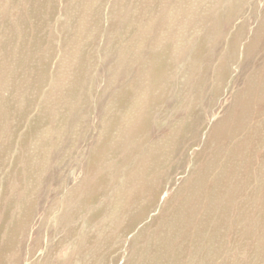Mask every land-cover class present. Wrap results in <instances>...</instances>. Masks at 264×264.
I'll return each mask as SVG.
<instances>
[{"label": "rangeland", "instance_id": "obj_1", "mask_svg": "<svg viewBox=\"0 0 264 264\" xmlns=\"http://www.w3.org/2000/svg\"><path fill=\"white\" fill-rule=\"evenodd\" d=\"M146 1L155 5L153 9ZM172 1L54 0L55 14L51 20L45 18L43 39L35 54L43 69L38 77L15 67L16 53L28 51L29 44H13L7 35L6 52L14 55L0 61V264H153L163 258L156 252L163 241L161 245L178 246L180 237L170 241L166 233L179 223L183 210L192 211H188L192 218L204 209L197 201L203 190L201 178L222 171V167L223 171L242 167V178L233 172L235 179L232 175L228 178L232 179L225 191L232 207L231 219L238 218L243 204L247 212L242 211V216L252 214L263 221L264 181L262 184L260 179L264 177L259 175L264 176V0ZM5 2L0 0L1 28L19 36L22 29L13 24L23 15L10 0L2 8ZM146 11H156L157 15ZM249 156L253 160L249 161ZM236 157L245 159L236 160V164ZM261 167L262 171H256ZM242 192L248 194H244L245 199H252L243 201ZM229 197L232 201L236 198L233 203L239 204L238 210L233 209L236 205ZM254 199L260 203L250 204ZM188 224L184 228L193 229L190 218ZM263 224L258 225L257 235L260 228L264 230ZM225 233L223 230L224 239ZM258 240L259 235L255 243ZM138 244L143 246L139 248L142 252L133 247ZM213 248L217 251L218 245ZM220 249L223 253L225 248ZM182 250L178 253L186 254V249ZM259 250L263 252L264 245ZM199 251L196 260L191 258V263L187 260L184 264H205L207 254ZM263 262L264 257L255 264Z\"/></svg>", "mask_w": 264, "mask_h": 264}, {"label": "bare ground", "instance_id": "obj_2", "mask_svg": "<svg viewBox=\"0 0 264 264\" xmlns=\"http://www.w3.org/2000/svg\"><path fill=\"white\" fill-rule=\"evenodd\" d=\"M134 1V0H133ZM141 1V0H140ZM172 1V0H171ZM183 3H184V1L183 0H181ZM10 2L11 3H13L14 5H16V6H18V12L21 14V15H23V18L20 20V22H17L16 24H13V26H18V27H21V29H22V33H21V35H19V36H15L13 33H11V32H7L6 30H4V29H2L1 28V25H0V34H1V36H2V39H0V61H2L3 59H10V58H12L13 57V53H11V52H6V47H7V42H6V37H7V35L9 36V37H11L12 38V40H13V44H16L18 41H21V42H27L28 44H29V49H28V51H26V52H21V53H16V56H17V58H16V66L15 67H18L19 69L20 68H22V69H20V70H22V71H24V72H26V73H28V74H30L31 75V77L32 76H34V77H38V76H40L41 74H42V71H43V69L42 68H40L38 65H37V61L38 60H36V57H35V54L39 51V42H40V40H42L43 39V36L41 35L42 33H41V27L42 26H45V22H46V20H45V18H47V19H49V20H51L52 18H53V16H54V14H55V6H54V0H22L21 2H20V0H10ZM91 2V1H90ZM94 2V4H95V1H93ZM93 2H91V3H93ZM136 2H137V0H136ZM142 2H143V0H142ZM147 2V1H146ZM149 2V5H150V1H148ZM147 2V3H148ZM158 1H156V3H157ZM173 2V1H172ZM171 2V3H172ZM176 2V1H175ZM180 2V1H179ZM187 2V1H186ZM189 2V1H188ZM199 2V1H198ZM204 2V1H203ZM6 3H7V0H6V2L4 3V4H2V8H5V6H6ZM89 3V2H88ZM132 3V2H131ZM138 3V2H137ZM136 3V4H137ZM152 3H154V2H152ZM177 3V2H176ZM182 3V4H183ZM22 4H24L25 5V8L24 7H22ZM93 4V5H94ZM97 4V3H96ZM139 4H140V2H139ZM142 4V3H141ZM145 4V3H144ZM157 4H159V3H157ZM204 4H206V3H204ZM204 4L202 5V7L204 6ZM88 5H91V4H88ZM92 5V6H93ZM148 5V6H149ZM207 6H208V3L206 4ZM95 6V5H94ZM93 6V7H94ZM137 6V5H136ZM147 6V7H148ZM151 6V5H150ZM153 6H155L154 4H153ZM153 6H151L152 7V9H153ZM180 6V5H179ZM147 7H146V9H147ZM206 7V6H205ZM145 8V7H144ZM149 8V7H148ZM156 8V7H155ZM154 8V9H155ZM158 8V7H157ZM156 8V9H157ZM175 8V7H174ZM189 8V7H188ZM208 8V7H207ZM136 9V8H135ZM139 9L141 10V6L139 7ZM149 9H151V8H149ZM151 9V10H152ZM172 9V8H171ZM196 9H198V8H196ZM200 9H201V7L198 9L199 11H200ZM206 9V8H205ZM215 9V8H214ZM159 10V9H158ZM162 10V9H161ZM210 10V9H209ZM154 11V10H153ZM157 11V10H156ZM156 11L155 12H152V13H154V14H156ZM196 11V10H195ZM199 11H197L198 13H199ZM208 11V10H207ZM206 11V12H207ZM96 12V11H95ZM140 12V11H139ZM146 12H150V14L149 15H152V13H151V11H146ZM131 13V12H130ZM136 13V12H135ZM164 13H165V11H164ZM204 13V12H203ZM147 14V13H146ZM145 14V15H146ZM163 14V13H162ZM207 14V13H206ZM144 15V16H145ZM148 15V14H147ZM148 15V16H149ZM157 15V14H156ZM202 15V14H201ZM205 15V14H204ZM162 17L164 16V14L163 15H161ZM160 16V17H161ZM175 16H176V14H175ZM200 16V15H199ZM147 17V16H146ZM152 17V16H151ZM155 17V16H154ZM161 17V18H162ZM165 17V16H164ZM183 17H184V15H183ZM187 17V16H186ZM188 17H189V15H188ZM13 18V17H12ZM148 18V17H147ZM147 18H146V20H147ZM192 18V17H191ZM153 19V18H152ZM151 19V20H152ZM159 19V18H158ZM158 19L155 21V22H157L158 21ZM165 19V18H164ZM179 19H180V17H179ZM190 19V18H189ZM12 20V22H13V19H11ZM160 20V19H159ZM176 20V19H175ZM191 20H193V19H191ZM135 21V20H134ZM164 21H166V19L164 20ZM143 22V21H142ZM146 22V21H145ZM154 22V23H155ZM186 22V21H185ZM140 23V22H139ZM148 23V22H147ZM166 23V22H165ZM171 23V22H170ZM175 23V22H174ZM177 23V22H176ZM195 23H197V21L195 22ZM194 23V24H195ZM198 23H200L199 21H198ZM156 24V23H155ZM167 24V23H166ZM190 24H191V22H190ZM192 24H193V22H192ZM203 24V23H202ZM205 24V23H204ZM151 25V24H150ZM189 25V24H188ZM210 25V24H209ZM143 26V25H142ZM156 26V25H155ZM154 26V27H155ZM160 26V25H159ZM174 26V25H173ZM179 26V25H178ZM144 27H145V25H144ZM163 27V26H162ZM185 27H187V26H185ZM189 27V26H188ZM194 27V26H193ZM200 27V26H199ZM202 27V26H201ZM136 28V27H135ZM134 28V29H135ZM157 28H159V27H157ZM170 28V27H169ZM168 28V29H169ZM191 28V27H190ZM196 28H197V25H196ZM149 30V29H148ZM158 31H159V29H157ZM164 30V29H163ZM167 30V29H166ZM184 30V29H183ZM12 31V30H11ZM136 31V30H135ZM162 31V30H161ZM185 31H187V30H185ZM137 32V31H136ZM146 32V31H145ZM157 32V31H156ZM172 32H173V30H172ZM181 32V31H180ZM189 32V31H188ZM155 33V32H154ZM185 34V33H184ZM145 35V34H144ZM155 35H157V34H155ZM155 35H153V36H155ZM167 35V34H166ZM158 36V35H157ZM143 38V37H142ZM141 38V39H142ZM154 38V37H153ZM163 38V37H162ZM167 38V37H166ZM187 38V37H186ZM139 39V38H138ZM137 39V40H138ZM153 40V39H152ZM151 40V41H152ZM155 40V39H154ZM188 40V39H187ZM186 40V41H187ZM185 41V42H186ZM137 42V41H136ZM140 42V41H139ZM142 42L144 43V41L142 40ZM148 42V41H147ZM153 42V41H152ZM160 42V41H159ZM158 42V43H159ZM180 42V41H179ZM141 43V42H140ZM146 43V42H145ZM156 43V42H155ZM147 44V43H146ZM138 45H139V43H138ZM142 45V44H141ZM153 45V44H152ZM183 45V44H182ZM143 46V45H142ZM159 46H160V44H159ZM145 48H147V46L145 47ZM150 48V47H149ZM148 50V49H147ZM50 55V54H49ZM45 56V55H44ZM41 57V56H40ZM68 57V56H67ZM43 58V57H42ZM14 59V58H13ZM7 60V61H8ZM40 61V60H39ZM80 61V60H79ZM49 62H51V61H49ZM8 63V62H7ZM6 63V65L8 66V64ZM12 65V64H11ZM14 65V64H13ZM6 67V66H5ZM2 69L0 68V71H1ZM15 70H17V69H15ZM14 70V71H15ZM20 70H18L19 72H20ZM48 70H49V68H48ZM5 72V71H4ZM16 72V71H15ZM14 73V72H13ZM12 73V74H13ZM17 73V72H16ZM20 73H23V72H20ZM20 73H18V74H20ZM6 73H4V75H5ZM15 74V73H14ZM48 74V73H47ZM17 75V74H16ZM23 75V74H22ZM15 76V75H14ZM10 77V76H9ZM22 78V77H21ZM33 78V77H32ZM162 78V77H161ZM16 79V78H15ZM17 80H18V78H17ZM22 80H24V78L22 79ZM38 80H39V78H38ZM153 80V79H152ZM11 81V80H10ZM155 81V80H154ZM163 81H165V80H163ZM13 82V81H12ZM16 82V81H15ZM20 82V81H19ZM19 82H17V83H19ZM153 82V81H152ZM159 81H157V83H158ZM22 83V82H21ZM23 83H24V81H23ZM156 83V84H157ZM161 83V82H160ZM158 85V84H157ZM19 86V85H18ZM24 86V85H23ZM155 86V85H154ZM156 87V86H155ZM22 89V88H21ZM23 90V89H22ZM26 91V90H25ZM30 93V92H29ZM262 121H263V119H262ZM264 124V123H263ZM263 124H262V129L264 128L263 127ZM212 127V126H211ZM210 128V127H209ZM199 131V130H198ZM209 131H210V129H209ZM200 132V131H199ZM204 132V131H203ZM222 132V131H221ZM262 132V130L260 131V133ZM263 132H264V129H263ZM208 133V132H207ZM257 133H259V132H257ZM257 133H256V135H257ZM197 134V133H196ZM202 134V133H201ZM262 134V133H261ZM50 135V134H49ZM201 136V135H200ZM258 136V135H257ZM262 136H264V135H262ZM260 139H261V135H260ZM263 139V138H262ZM251 140V139H250ZM252 140H254V139H252ZM254 141H257V140H254ZM260 141V140H259ZM259 141H257V142H259ZM262 141L263 140H261L260 142H261V144H262ZM54 142V141H53ZM184 142H187V141H184ZM250 142V144H252V141H248V143ZM99 143V142H98ZM188 143V142H187ZM186 143V144H187ZM253 143H255V142H253ZM190 144V143H189ZM214 144V143H213ZM216 144V143H215ZM214 144V145H215ZM259 144V143H258ZM255 145H257V144H255ZM189 146H191V145H189ZM188 146V147H189ZM218 146V145H217ZM254 146V145H253ZM263 146V145H262ZM262 146H259L260 148L262 147ZM52 147V146H51ZM50 147V148H51ZM213 147V146H212ZM255 147V146H254ZM32 148V147H31ZM44 148V147H43ZM95 148V147H94ZM209 148V147H208ZM214 148H215V146H214ZM234 148V147H233ZM253 148V147H252ZM258 148V147H257ZM30 149V148H29ZM33 149V148H32ZM31 149V150H32ZM49 149V148H48ZM211 149V148H210ZM222 149V148H221ZM237 149H238V147H237ZM240 149V148H239ZM256 149V148H255ZM254 149V150H255ZM40 150V149H39ZM44 150V149H43ZM42 150V151H43ZM92 150V149H91ZM187 150V149H186ZM189 150V149H188ZM209 150V149H208ZM236 150V149H235ZM248 150V149H247ZM253 150V151H254ZM243 151H244V149H243ZM252 151V150H251ZM28 152H30V151H28ZM33 152V151H32ZM50 152V151H49ZM221 152V151H220ZM225 152V151H224ZM223 152V153H224ZM34 153H35V151H34ZM41 153V152H40ZM211 153H212V151H211ZM216 153V152H215ZM222 153V152H221ZM220 153V154H221ZM240 153V152H239ZM243 153V152H242ZM255 153H256V150H255V152L253 153V156H255ZM259 153V152H258ZM262 152H260V154H261ZM30 154V153H29ZM33 154V153H32ZM42 154V153H41ZM188 154V153H187ZM226 155H227V153H225ZM213 155H214V152H213ZM219 155V154H218ZM217 155V156H218ZM225 155V156H226ZM238 155V154H237ZM245 155V154H244ZM244 155H242L241 154V156H244ZM250 155V154H249ZM252 155V154H251ZM261 155H263V153L261 154ZM25 156V155H24ZM38 156V155H37ZM216 156V155H215ZM236 156V155H235ZM234 156V157H235ZM238 156H240V155H238ZM237 156V157H238ZM240 156V157H241ZM252 156V157H253ZM258 156H260V155H258ZM229 157V156H228ZM236 157V158H237ZM240 157L239 158H237V159H235V162H236V160H238V159H240ZM251 156H249V158H250ZM252 157L250 158V160L249 161H251V159H252ZM257 157V156H256ZM255 157V158H256ZM263 157V156H262ZM232 158H233V156H232ZM222 159H223V157H222ZM234 159V158H233ZM232 159V160H233ZM242 159H245V158H241L240 160L242 161ZM258 159H260V161L262 160L260 157L258 158ZM263 159H264V157H263ZM225 160V159H224ZM232 160H230L231 162H232ZM247 160V159H246ZM246 160H243L244 162L246 161ZM253 160V159H252ZM256 160H257V158H256ZM255 160V161H256ZM215 161H217V160H215ZM221 161V160H220ZM258 161V160H257ZM218 162V161H217ZM235 162L233 161L232 163H234L235 164ZM248 162V161H247ZM246 162V164H248ZM254 162V161H253ZM259 162V161H258ZM263 163H264V161H262ZM218 163H220V162H218ZM222 163V162H221ZM224 163H225V161H224ZM226 164H227V162H226ZM231 164V163H230ZM229 164V165H230ZM236 164H237V162H236ZM235 164V165H236ZM240 164H242V162L240 163ZM256 164V163H255ZM220 165V164H219ZM222 165V164H221ZM233 165V164H232ZM243 165V164H242ZM250 165V164H249ZM35 166V165H34ZM214 166V165H213ZM217 167H218V165H216ZM238 166V165H237ZM260 166H261V164H260ZM35 167H37V166H35ZM222 167V166H221ZM232 167V166H231ZM238 167H240V166H238ZM253 167H257V166H253ZM212 168V167H211ZM220 168V167H219ZM223 169H224V167H222ZM230 168V167H229ZM235 168H236V166H235ZM244 168V167H243ZM247 168H248V165H247ZM262 168V167H261ZM264 168V167H263ZM263 168L262 169H260V170H258L257 168V170L256 171H262L263 170ZM23 169V168H22ZM33 169H35V168H33ZM39 169V168H38ZM37 169V170H38ZM223 169H221L222 171H220V169H219V171H218V173H214V174H211L210 176H207V177H205V178H201V179H203L202 181L201 180H199V181H201L200 183V185L202 186V192L199 194V198H197L198 200V202L200 203V204H202L203 206H204V209L202 208V210L204 211V213L202 212V210H201V213H199L198 215H194L192 218L190 217L191 215V212L192 211H189V209H188V211L190 212V216L188 215V211L186 212V210H183V209H181V210H183V214H184V216L183 217H181L180 218V216H178V218L179 219H177V221L179 220V223H177V225H176V227L173 229V231L171 232V233H166V235H167V238L168 239H170V241H177V240H179L178 239V237H180V241H178L179 243H177L178 244V246H177V244H173L174 245V247L175 246H177V247H175V248H172L171 246H172V244L171 245H166V243H165V245H161L162 243L164 244V241L158 246V248H157V250H156V252H158L159 253V255L161 256H163V258H161L159 261H152L153 262V264H184L185 262H187L188 263V261L191 259V258H193V260L195 259V257H197L198 255V251L200 250V249H203V250H200V251H204V253H203V255L204 254H207L206 255V257L208 256V255H210V257H209V259L206 261V257L204 258V260H205V264H207V263H209V264H255L256 262H258V260H260L261 261V259L264 257V251L262 252L261 250H259V248H260V245H261V247H262V245H264V230L262 229V228H260V232H258L259 234V240L258 241H256V243H258V245L256 246V243H255V239H256V236L258 237V235H257V228L259 227L258 225H260L261 223H263V221H264V219H261V220H263V221H260L257 217H256V215H253L252 216V214H251V216H250V214L248 215L247 214V216H244V214H246V213H243V216H244V218H243V216L241 215L242 214V211H244V210H246V209H244L243 210V208L244 207H246V206H244L243 207V204H242V207H241V209H240V211L238 210L239 209V204L238 205H236V203H235V205L236 206H234L233 204V201H234V199H236V198H234L233 199V201H232V199H231V197H229L230 199V201H232V205L235 207V208H233V209H235V210H238V214H237V216H238V218L236 219V220H232L231 219V212H232V207H231V209H230V206H231V204L228 206V204H227V198H226V194H225V191H228V190H226V188H228L227 187V182L229 181V180H231V179H228L231 175H232V173L233 172H238V174L242 171V167H241V169H236L235 171L234 170H232V168H231V170L230 171H223ZM191 170H193L192 168H191ZM210 170V169H209ZM215 170V167L213 168V171ZM245 170V169H244ZM249 170V169H248ZM253 170H254V168H253ZM7 171V170H6ZM20 171H22V170H20ZM31 171V170H30ZM34 171V170H33ZM36 171V170H35ZM34 171V172H35ZM216 171V170H215ZM247 171V170H246ZM255 171V172H256ZM4 172V171H3ZM3 172H2V175H3ZM12 172V171H11ZM27 172V171H26ZM13 173V172H12ZM22 173V172H21ZM21 173L20 174H18V175H21ZM200 173V172H199ZM209 173V171L207 172V174ZM243 173H244V171H243ZM264 173V171L262 172V174ZM14 174V173H13ZM27 174V173H26ZM31 174V173H30ZM32 174H33V172H32ZM190 174H192V171H191V173ZM203 174H204V172H203ZM206 174V173H205ZM210 174V173H209ZM237 174V175H238ZM249 174V173H248ZM247 174V176H249ZM261 174V173H260ZM5 175V174H4ZM3 175V176H4ZM9 175V174H8ZM10 175H12V174H10ZM35 175V174H34ZM33 175V176H34ZM234 175V174H233ZM232 175V177L234 178V176ZM244 176H245V173L243 174ZM252 175H253V173H252ZM256 175H259V174H256ZM32 176V177H33ZM199 176V175H198ZM203 176V175H202ZM239 176H240V174H239ZM239 176H237L238 178H242V175L239 177ZM246 176V177H247ZM259 176H261V177H264V176H262V175H259ZM5 177V176H4ZM11 177H13V176H11ZM23 177H25V176H23ZM22 177V179H24ZM236 177V178H237ZM8 178V177H7ZM10 178V177H9ZM14 178V177H13ZM19 179H20V177H18ZM29 178V177H28ZM196 178H198V177H196ZM200 178V177H199ZM252 178H253V176H252ZM259 179V177L258 176H256V179ZM2 179V178H1ZM235 179V178H234ZM233 179V180H234ZM244 179V178H243ZM242 179V180H243ZM247 180H248V177L246 178ZM245 179V181L244 182H242V183H244V185H247L248 183H247V180ZM250 179V178H249ZM257 179V180H258ZM6 180V179H5ZM13 180V179H12ZM35 180V179H34ZM194 180V179H193ZM232 180V181H233ZM252 180H254V179H252ZM256 180V181H257ZM262 180V181H261ZM7 181V180H6ZM10 182H11V179L9 180ZM19 181V180H18ZM24 181V180H23ZM195 181V180H194ZM239 181V180H238ZM248 181H251V180H248ZM259 181V180H258ZM260 181H261V183L264 181V179L262 178V179H260ZM15 182V181H14ZM14 182H11L12 184L14 183ZM196 182H197V180H196ZM1 183V182H0ZM9 183V182H8ZM7 183V184H8ZM28 183H30L29 182V180H28ZM36 183H37V181H36ZM193 183V182H192ZM231 183V181L228 183V184H230ZM253 183V182H252ZM256 183V182H255ZM264 183V182H263ZM262 183V184H263ZM3 184H5V183H3ZM18 184V183H17ZM16 184V185H17ZM20 184V183H19ZM197 184H198V182H197ZM237 184V183H236ZM239 184H241L240 182H239ZM238 184V185H239ZM257 184H260V182H257ZM6 185V184H5ZM22 185H24V183L22 184ZM30 185V184H29ZM33 185H35L34 184V182H33ZM32 185V186H33ZM38 185V184H37ZM231 185V184H230ZM233 185V184H232ZM253 185H254V183H253ZM9 186V185H8ZM14 186V185H13ZM13 186H10V188L11 187H13ZM25 186V185H24ZM195 186V185H194ZM193 186V188H195ZM198 186H199V184H198ZM241 187H243L242 185H240ZM255 186V185H254ZM257 186V185H256ZM259 186V185H258ZM14 187H16V186H14ZM17 187H18V185H17ZM39 186H37L36 188H38ZM196 187H197V185H196ZM236 187H238L237 185L235 186V188ZM252 187V186H251ZM250 186H249V188L253 191V187L251 188ZM262 187V186H261ZM5 188H7V187H5ZM19 188V187H18ZM25 188V187H24ZM24 188H22V191H23V189ZM35 188V187H34ZM192 188V189H193ZM199 188V187H198ZM244 188H245V186H244ZM244 188H243V190H244ZM258 188H260V187H258ZM15 189V188H14ZM27 189V188H26ZM29 189V188H28ZM197 189V188H196ZM237 189V188H236ZM246 189H247V186H246ZM255 189V188H254ZM256 189H257V187H256ZM261 190H262V188H260ZM8 190V189H7ZM13 189H11V191H12ZM20 190V189H19ZM33 190V189H32ZM37 190H39V189H37ZM50 190V189H49ZM48 190V191H49ZM199 190V189H198ZM235 190V189H234ZM241 190V189H240ZM259 190V189H258ZM263 190H264V187H263ZM31 191V190H30ZM249 192H250V190H248ZM255 191V190H254ZM260 191V190H259ZM195 192H197L196 190H195ZM195 192H194V195L196 196V194H195ZM245 192V191H244ZM256 192L257 193H259L257 190H256ZM263 193H264V191H262ZM24 193V192H23ZM38 193V192H37ZM45 192H43V194H44ZM51 193V192H50ZM99 193V192H98ZM191 193H193V191L191 192ZM190 193V194H191ZM231 193V192H230ZM234 193V192H233ZM236 193V192H235ZM241 193V192H240ZM239 193V194H240ZM257 193H255L256 195H258ZM5 194V193H4ZM9 193H7V195H8ZM11 194H14V193H11ZM18 194H20V192L18 193ZM46 194H47V191H46ZM237 194H238V192H237ZM242 194H243V192H242ZM245 194V193H244ZM243 194V196H244V200L243 201H245V202H247L246 200L248 199V198H250V199H252L250 196H248V198L247 199H245V197L248 195V194H245L244 195ZM255 194L253 193L252 194V196L254 195V197H255ZM260 194V193H259ZM7 195H6V197H7ZM15 195V194H14ZM29 195V194H28ZM37 195V194H36ZM198 195V194H197ZM230 195V194H229ZM250 195V194H249ZM261 195H263V194H261ZM5 196V195H4ZM21 196V195H20ZM48 196H49V194H48ZM191 196V195H190ZM238 196V195H237ZM242 196V195H241ZM240 196V197H241ZM242 196V197H243ZM259 196V195H258ZM8 197H12V195L11 196H8ZM27 197H30V196H27ZM27 197H25V198H27ZM45 197H47V196H45ZM194 197V196H193ZM228 197V196H227ZM235 197V196H234ZM262 197V196H261ZM3 198V197H2ZM33 198V197H32ZM31 198V199H32ZM190 198H192V197H190ZM196 198V197H195ZM256 198L258 199V197L256 196ZM4 199H5V197H4ZM4 199H2L3 201H4ZM8 199V198H7ZM15 198H14V196H13V199L12 200H14ZM19 199V198H18ZM35 199H36V197H35ZM44 199V198H43ZM193 199V198H192ZM191 199V200H192ZM257 199H256V201H257ZM261 198H260V196H259V199L258 200H260ZM264 199V198H263ZM263 199L261 200V201H263ZM194 200H196V199H194ZM241 200V199H240ZM239 200V201H240ZM11 201V200H10ZM9 201V202H10ZM14 201H16V200H14ZM20 201V200H19ZM22 201H23V199H22ZM29 201H31L30 199H29ZM55 201V200H54ZM193 201V200H192ZM239 201H238V203H239ZM248 201H250V200H248ZM255 201V199H254V201L253 202H249L250 204L251 203H254V202H256ZM7 202V201H6ZM24 202V201H23ZM28 202V201H27ZM196 202V201H195ZM197 202V203H198ZM237 202V201H236ZM258 202V201H257ZM256 202V204H259L260 202H258L257 203ZM2 203V202H1ZM5 203V202H4ZM14 203V202H13ZM13 203H12V205L11 206H13ZM36 203V202H35ZM244 203V202H243ZM7 204V203H6ZM69 204V203H68ZM66 202H65V205H68ZM191 205H192V202L190 203ZM241 204V203H240ZM255 204V203H254ZM261 204H263V203H261ZM260 204V205H261ZM5 205V204H4ZM3 205V206H4ZM8 205V204H7ZM36 205V204H35ZM195 205H196V203H195ZM247 205V204H246ZM259 205V206H260ZM6 206V205H5ZM4 206V207H5ZM54 206V205H53ZM249 206V205H248ZM261 206H263L264 207V205H261ZM260 206V207H261ZM7 207V206H6ZM14 207V206H13ZM17 207H19L18 205H17ZM64 207H66V206H64ZM70 207V206H69ZM68 207V208H69ZM191 208H196V207H199V206H196V207H192V206H190ZM254 207L255 206H253L252 207V210L254 209ZM259 207V208H260ZM255 208H258L257 207V205H256V207ZM258 208V209H259ZM2 209V208H1ZM5 209V208H4ZM4 209H3V211H4ZM11 209V208H10ZM20 209H21V206H20ZM179 209H180V207L179 208H177V210L179 211ZM198 209V208H197ZM196 209V210H197ZM263 209V208H262ZM18 210V209H17ZM46 210H47V208H46ZM45 210V211H46ZM181 210H180V212H181ZM234 210V211H235ZM251 210V209H250ZM249 209H248V212L250 211ZM255 210V209H254ZM260 211H261V209H259ZM259 210H258V212H259ZM3 211H2V213H3ZM13 211V214H14V211H15V213H16V209L14 208V210H12ZM11 211V212H12ZM70 211V210H69ZM233 211V212H234ZM257 211V210H256ZM263 211V210H262ZM10 212V211H9ZM72 212H73V210H72ZM177 212V211H176ZM244 212H247V211H244ZM255 212V211H254ZM193 213V212H192ZM251 213H253V212H251ZM9 214V213H8ZM12 214V213H11ZM19 214H20V212H19ZM40 214H42V213H40ZM45 214V213H44ZM47 214H48V211H47ZM71 214V213H70ZM177 214H178V212H177ZM176 214V215H177ZM186 214V215H185ZM235 214H236V211H235ZM234 214V215H235ZM263 215L264 213H260V215ZM3 215V214H2ZM181 215V214H180ZM257 215H259V213L257 214ZM261 215V216H262ZM16 216V215H15ZM69 216V215H68ZM182 216V215H181ZM240 216H242V219L240 220ZM11 217V216H10ZM9 217V215H8V219L10 218ZM13 217V216H12ZM33 217V216H32ZM70 217V216H69ZM177 217V216H176ZM233 217V216H232ZM235 217V216H234ZM253 217V218H252ZM60 218V217H59ZM72 218H73V216H72ZM184 218V219H183ZM189 218H190V222H191V224H194V227H193V229L190 227L191 226V224H190V228H191V230H188V229H186V228H184V225L187 223L188 224V222H189ZM236 218V217H235ZM263 218H264V215H263ZM2 219V218H1ZM1 219H0V221H1ZM14 219H15V217H14ZM19 218H17V220H18ZM21 219V218H20ZM32 219V218H31ZM31 219H30V221H31ZM42 219V218H41ZM48 219V218H47ZM47 219H46V221H47ZM80 219V218H79ZM10 220V219H9ZM8 220V221H9ZM12 220V219H11ZM44 220H45V217H44ZM67 220V219H66ZM86 220V219H85ZM144 220V219H143ZM8 221H7V223H8ZM22 221H24V219L22 220ZM29 220H28V222H30ZM40 221H42V220H40ZM39 221V222H40ZM55 221V220H54ZM71 221H72V219H71ZM70 221V223H72ZM76 221V220H75ZM79 221V220H78ZM181 221V222H180ZM257 221H259L260 222V224L257 222ZM17 221H15V223H16ZM32 222V221H31ZM49 222V221H48ZM51 222V221H50ZM49 222V223H50ZM77 222V221H76ZM141 222H143V221H141ZM140 222V223H141ZM193 222V223H192ZM21 223V222H20ZM32 223H34V222H32ZM68 223H69V221H68ZM69 223V224H70ZM6 224V223H5ZM30 224V223H29ZM51 224V223H50ZM239 224H241V225H239ZM15 225H17V224H15ZM49 225V224H48ZM52 225V224H51ZM64 225V224H63ZM74 225H76V224H74ZM135 225V224H134ZM189 225V224H188ZM187 225V226H188ZM264 225V224H263ZM10 226H11V224H10ZM17 226H19V225H17ZM28 226H31V225H28ZM70 226V225H69ZM72 226V225H71ZM186 226V225H185ZM22 227V226H21ZM19 228L20 229V231H22L23 233L25 232L23 229H26L27 230V226L24 228V226H23V229L22 228ZM37 227H39V226H37ZM56 227V226H55ZM68 227V226H67ZM93 227V226H92ZM260 227H262V226H260ZM9 228V227H8ZM30 228V227H29ZM41 228V227H40ZM46 228V227H45ZM73 228V227H72ZM75 228V227H74ZM91 228V227H90ZM94 228V227H93ZM136 228V227H135ZM134 228V229H135ZM139 228V227H138ZM145 228V227H144ZM150 228V227H149ZM18 229V230H19ZM22 229V230H21ZM44 229V228H43ZM63 229V228H62ZM127 229V228H126ZM16 230V229H15ZM45 230V229H44ZM49 230V229H48ZM59 229H57V231H58ZM80 230V229H79ZM143 230V229H142ZM146 230V229H145ZM149 230V229H148ZM148 230H146V231H148ZM159 230V229H158ZM223 230L224 231H226V233H227V237L224 239V236H223ZM228 230V231H227ZM259 230V229H258ZM41 231V230H40ZM40 231H38V232H40ZM78 231V230H77ZM82 231H83V229H82ZM136 231V230H135ZM156 231V230H155ZM221 231H222V234H221ZM229 231L231 232V233H229ZM3 232H5V231H3ZM17 233V231H14V233ZM22 232H20V234L22 233ZM42 232V231H41ZM61 232V231H60ZM64 232H65V230H64ZM70 232V231H69ZM68 232V233H69ZM86 232V231H85ZM141 232V231H140ZM140 232H139V234H140ZM150 232H151V229H150ZM154 232V231H153ZM12 233H13V231H12ZM13 233V234H14ZM26 233H27V231H26ZM28 233H29V231H28ZM73 233V232H72ZM72 233H70V234H72ZM96 232H94V234H95ZM155 233V232H154ZM156 233H158V231H156ZM160 233V232H159ZM158 233V234H159ZM162 233V232H161ZM225 233V234H226ZM8 234V233H7ZM41 234V233H40ZM76 234V233H75ZM86 234V233H85ZM93 233H92V235H94ZM132 234V233H131ZM138 234V236H140ZM224 234V235H225ZM24 235V234H23ZM22 235V236H23ZM28 235V234H27ZM29 235H31V234H29ZM52 235V234H51ZM62 235H64V234H62ZM67 235V234H66ZM119 235V234H118ZM143 235V234H142ZM39 236V235H38ZM75 235H73L71 238H73ZM85 236V235H84ZM138 236H136L135 238H137ZM153 236V235H152ZM159 236H161V235H159ZM163 236H164V234H163ZM28 237V236H27ZM67 237V236H66ZM86 237H88V236H86ZM117 237V236H116ZM145 237H146V235H145ZM154 237H155V234H154ZM165 237V236H164ZM36 238V237H35ZM58 238H60L59 236H58ZM71 238H69V239H71ZM76 238V237H75ZM80 238V237H79ZM147 238V237H146ZM161 238H162V236H161ZM166 238V237H165ZM50 239H51V237H50ZM60 239H62V238H60ZM86 239V238H85ZM114 239H115V237H114ZM117 239H118V237H117ZM138 239V238H137ZM139 239H141L142 240V238L140 237ZM143 239H145V238H143ZM150 239V238H149ZM258 239V238H257ZM16 240V239H15ZM47 240H49V239H47ZM72 240V239H71ZM70 240V241H71ZM84 240V239H83ZM140 240V241H141ZM154 240H156V238L154 239ZM159 240H160V238H159ZM164 240V239H163ZM205 240V241H204ZM26 241V240H25ZM36 241V240H35ZM35 241H33V242H35ZM38 241V240H37ZM62 241V240H61ZM61 241H59L60 243H61ZM121 241H122V239H121ZM125 241V240H124ZM132 241V240H131ZM143 241H145V240H143ZM152 241V240H151ZM16 242V241H15ZM18 242V241H17ZM43 242V241H42ZM48 242V241H47ZM46 242V243H47ZM55 242V241H54ZM67 242V241H66ZM73 242V241H72ZM113 242V241H112ZM136 242L138 243L139 242V240L137 241L136 240ZM148 242V241H147ZM155 243H156V241H154ZM166 242H167V240H166ZM36 243H39V242H36ZM58 243V242H57ZM57 243H56V245H57ZM68 243H70V242H68ZM81 243V242H80ZM83 243V242H82ZM120 243V242H119ZM124 243V242H123ZM130 243V242H129ZM132 243V242H131ZM133 243H134V240H133ZM137 243H135L134 245H136ZM140 243V242H139ZM142 243V242H141ZM144 243V242H143ZM143 243H142V245H143ZM153 243V242H152ZM158 243V242H157ZM156 243V244H157ZM168 243V242H167ZM170 243V242H169ZM168 243V244H169ZM172 243V242H171ZM13 244H15V243H13ZM16 244H18V243H16ZM16 244H15V246H16ZM32 244V243H31ZM48 244H50V243H48ZM47 244V245H48ZM59 244V243H58ZM77 244H79V243H77ZM114 244V243H113ZM112 243H111V246L113 245ZM117 244H118V242H117ZM55 245V246H56ZM121 245V244H120ZM130 245V244H129ZM142 245H139L138 244V246L139 247H137V246H133V247H135V249H139L140 248V246L141 247H143ZM144 245H145V243H144ZM146 245H148L147 243H146ZM155 245V244H154ZM213 245L216 247L217 245H218V248H217V251L215 250V248H213ZM40 246V245H39ZM61 246V245H60ZM76 246V245H75ZM78 246V245H77ZM115 246H116V244H115ZM18 247V246H17ZM35 247V246H34ZM48 247V246H47ZM57 247V246H56ZM59 247V246H58ZM81 247V246H80ZM132 247V246H131ZM151 247H154V246H151ZM156 247V246H155ZM222 247H224L225 249H224V252L222 253H220V252H218L219 251V249L220 248H222ZM36 248H37V246H36ZM53 248V247H52ZM113 248H114V245H113ZM117 248V247H116ZM149 248V247H148ZM182 248L185 250L186 249V254H184V255H181V254H179L178 253V250L180 249V251L182 250ZM51 249V248H50ZM82 250H84L83 248H81ZM127 249V248H126ZM143 249H145V246H144V248ZM156 249V248H155ZM263 249V248H262ZM31 250H33V249H30V251ZM35 251H37L36 249H34ZM55 250V249H54ZM79 250V249H78ZM140 251H141V249H139ZM146 250H148V249H146ZM146 250H145V252H146ZM29 251V252H30ZM47 251V250H46ZM76 251V250H75ZM109 251H111L110 249H109ZM136 251V250H135ZM135 251H134V253H135ZM144 251V250H143ZM183 251V250H182ZM199 251V252H200ZM220 251H221V249H220ZM33 252V251H32ZM142 252V251H141ZM140 252V253H141ZM148 252H149V250H148ZM212 252H214V253H212ZM216 252H218L217 254H215ZM235 252H237L238 254L236 255V257H235V255L233 254V253H235ZM44 253H46V252H44ZM47 253H48V251H47ZM53 253V252H52ZM56 253V252H55ZM133 253V252H132ZM138 253V252H137ZM137 253H136V255H137ZM147 253V252H146ZM24 254H26V253H24ZM30 254V253H29ZM35 254V253H34ZM117 254V253H116ZM119 254V253H118ZM139 254V253H138ZM183 254V253H182ZM200 254H201V252H200ZM219 254H223V255H219ZM32 255V254H31ZM50 255V254H49ZM130 255V254H129ZM135 255V254H134ZM146 254H144V256H145ZM152 255V254H151ZM151 255H148V256H146L147 258L149 257V256H151ZM226 255V256H225ZM231 255H234V256H232L231 257ZM47 256V255H46ZM51 256V255H50ZM113 256V255H112ZM138 256V255H137ZM153 256V255H152ZM200 256V255H199ZM202 256V255H201ZM205 256V255H204ZM227 256L228 257H231L232 259H228L227 258ZM79 257V256H78ZM114 257V256H113ZM131 257V256H130ZM133 257V256H132ZM139 257H140V254H139ZM146 257H141V258H146ZM154 257V256H153ZM25 258V257H24ZM48 258V257H47ZM121 258V257H120ZM119 258V259H120ZM128 258V257H127ZM133 258H135V256L133 257ZM132 258V259H133ZM152 258V257H151ZM26 259V258H25ZM50 259V258H49ZM131 259V260H132ZM155 259V258H154ZM153 259V260H154ZM198 259H200V257H198ZM51 260H52V258H51ZM118 260V259H117ZM126 260V259H125ZM140 260V258L138 259V261ZM142 260H144V259H142ZM149 260H150V258H149ZM149 260H147V261H149ZM188 260V261H187ZM196 260V259H195ZM203 260V259H202ZM203 260V261H204ZM34 261V260H33ZM32 261V262H33ZM50 261V260H49ZM72 261V260H71ZM127 262H128V259L126 260ZM134 261H135V259H134ZM137 261V260H136ZM192 261V260H191ZM140 262V261H139ZM142 262V261H141ZM140 262V263H141ZM190 262V261H189ZM51 263V262H50ZM132 263V262H131ZM145 263H146V261H145ZM149 263V262H148ZM191 263V262H190ZM193 263H197V262H193ZM260 263V262H259ZM48 264V263H47ZM127 264V263H126ZM128 264H129V262H128ZM136 264V263H135ZM139 264V263H138ZM200 264V263H199ZM202 264H204V263H202ZM262 264H264V262L262 263Z\"/></svg>", "mask_w": 264, "mask_h": 264}]
</instances>
